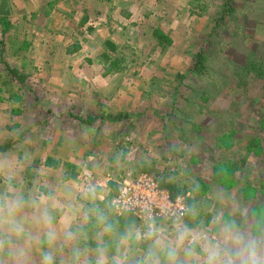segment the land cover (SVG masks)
<instances>
[{
    "label": "rangeland",
    "instance_id": "374dc122",
    "mask_svg": "<svg viewBox=\"0 0 264 264\" xmlns=\"http://www.w3.org/2000/svg\"><path fill=\"white\" fill-rule=\"evenodd\" d=\"M9 2L0 146H13L0 151V203L23 198L24 231L0 229V264H43L46 253L53 264H95L100 248L107 264H148L150 248L168 264L157 238L178 249L179 264H204L203 247L228 222L264 245V153L249 148L264 146V0ZM51 155L60 167L52 179L68 183L48 184ZM143 173L186 190L194 205L182 220H155L152 239L148 221L123 225L111 203ZM178 224L203 234L192 255Z\"/></svg>",
    "mask_w": 264,
    "mask_h": 264
},
{
    "label": "clouds",
    "instance_id": "9594fccd",
    "mask_svg": "<svg viewBox=\"0 0 264 264\" xmlns=\"http://www.w3.org/2000/svg\"><path fill=\"white\" fill-rule=\"evenodd\" d=\"M24 207L22 197H16L14 200L6 203H0V229L7 226L12 232L21 234L24 231V223L19 213ZM190 211V210H189ZM42 218L45 225L48 226L46 236L49 242L56 239V233L51 228V217L47 209L42 213ZM97 222L103 226V232L111 234L114 231V225L107 220L103 214H97ZM178 233V241L183 243L188 239V247L185 249L186 254L192 255L194 246L199 243L203 236H192L191 229L186 225L178 224L176 226ZM131 231V229H130ZM159 230L155 225L154 218H148V230L145 233V238L152 239L158 237ZM66 238L73 239L72 232L65 233ZM154 246L158 251L163 254L168 264H179L178 262V249L171 244L162 245L159 238L154 240ZM202 251L205 253L204 264H264V245L242 233L235 225L228 222L225 223L220 229V236L216 240H210L207 246L203 247ZM149 262L148 264H159L157 253L154 249H149ZM43 264H53L51 253H46L43 256ZM95 264H107L106 249H98V255ZM117 264H120L117 261Z\"/></svg>",
    "mask_w": 264,
    "mask_h": 264
},
{
    "label": "built area",
    "instance_id": "2783aa9c",
    "mask_svg": "<svg viewBox=\"0 0 264 264\" xmlns=\"http://www.w3.org/2000/svg\"><path fill=\"white\" fill-rule=\"evenodd\" d=\"M188 196L185 193L172 197L151 176L143 173L134 180L123 181L111 203L118 215L131 213L142 222L149 217L154 221H179L188 213Z\"/></svg>",
    "mask_w": 264,
    "mask_h": 264
},
{
    "label": "trees",
    "instance_id": "16d2710c",
    "mask_svg": "<svg viewBox=\"0 0 264 264\" xmlns=\"http://www.w3.org/2000/svg\"><path fill=\"white\" fill-rule=\"evenodd\" d=\"M160 43H161V40H160ZM109 45H110V49L113 50L114 46L112 44H109ZM202 63H203V55L199 52L196 54L195 67H197V69H200V67H202V65H203ZM110 64H112V66H116V67L118 65L117 60L110 61ZM253 67H254V63H251V64H249V66L246 69H251ZM7 70L9 72V74H11L14 77V75L16 74V71L13 69H10V68H7ZM20 80H22V78H20ZM80 120L85 122V123L90 124L94 121V118L91 116V117H87L86 119L80 118ZM12 144H13V141L8 140L5 144L0 146V151L8 150ZM249 148L253 151L254 155H261L262 153H264V146H263V144H261V140H258V139L252 140L251 144L249 145ZM51 163L53 164V166L56 164L55 160H53L52 158H50V157L46 158L44 164L48 166V165H51ZM222 164L223 163H221L219 165L217 164L218 166H216L215 169H217ZM109 184H112V183H109ZM160 186L163 188L166 187L167 189H169L170 195L172 197L186 193V190L181 189L178 186H175L171 182H162L161 181ZM187 203H188L189 210H190V211L188 210L187 215L188 214L190 215L192 212V209L194 208L192 198L190 196L187 198ZM117 218L119 219V222H121V220L123 221L122 222L123 225H131L136 220L135 217L131 213H125V214L119 215ZM84 243L86 245H90V246L96 245V243L93 242L92 240H86Z\"/></svg>",
    "mask_w": 264,
    "mask_h": 264
},
{
    "label": "crops",
    "instance_id": "0c3cea01",
    "mask_svg": "<svg viewBox=\"0 0 264 264\" xmlns=\"http://www.w3.org/2000/svg\"><path fill=\"white\" fill-rule=\"evenodd\" d=\"M11 1V0H10ZM8 2H9V0H8ZM9 5L11 6V2H9ZM10 11H11V8H10ZM9 15V14H8ZM11 68V67H10ZM11 111L13 112V111H17L16 109H11ZM13 146V144L11 145V147ZM10 149V148H9ZM3 153H6V152H3ZM1 155V154H0ZM48 157H50V158H52L53 160H55V162H56V164L53 166V164L51 163V165H45L44 164V162H43V166L45 167V168H47V170H46V172L45 173H49V175H50V177H49V181H48V184H66V183H68L69 181V178H61V179H57V178H55V179H52V177H54L56 174H57V172L56 173H54L53 171H56L55 169H59L60 167L58 166V161H57V158H56V156H53V155H51V156H48ZM48 157H46V158H48ZM46 158H45V160H46ZM56 177V176H55Z\"/></svg>",
    "mask_w": 264,
    "mask_h": 264
},
{
    "label": "water",
    "instance_id": "95a60500",
    "mask_svg": "<svg viewBox=\"0 0 264 264\" xmlns=\"http://www.w3.org/2000/svg\"><path fill=\"white\" fill-rule=\"evenodd\" d=\"M10 14V6L8 0H1L0 2V15L6 16Z\"/></svg>",
    "mask_w": 264,
    "mask_h": 264
}]
</instances>
